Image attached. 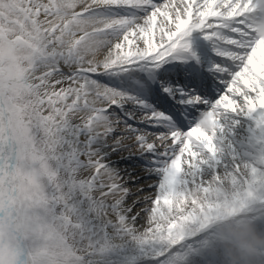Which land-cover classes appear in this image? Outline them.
<instances>
[{"label": "snow or ice", "instance_id": "snow-or-ice-1", "mask_svg": "<svg viewBox=\"0 0 264 264\" xmlns=\"http://www.w3.org/2000/svg\"><path fill=\"white\" fill-rule=\"evenodd\" d=\"M255 13L0 0V264H214L218 224H264Z\"/></svg>", "mask_w": 264, "mask_h": 264}, {"label": "clouds", "instance_id": "clouds-1", "mask_svg": "<svg viewBox=\"0 0 264 264\" xmlns=\"http://www.w3.org/2000/svg\"><path fill=\"white\" fill-rule=\"evenodd\" d=\"M252 26L264 37V0H254ZM218 264H264V230L247 216L227 219L216 227Z\"/></svg>", "mask_w": 264, "mask_h": 264}, {"label": "rangeland", "instance_id": "rangeland-1", "mask_svg": "<svg viewBox=\"0 0 264 264\" xmlns=\"http://www.w3.org/2000/svg\"><path fill=\"white\" fill-rule=\"evenodd\" d=\"M118 155H122V154H118ZM111 159L116 160L117 159V155H113L111 157ZM141 163L142 162L139 161V160H134L132 162V167L135 169L133 171V176L134 177L135 176H138L139 177V180L137 181V186H143L144 187V193L143 194H147L149 192H154V189L148 188L147 187V184L150 183L151 181L155 180L156 178L154 176L153 177L145 176L144 173L140 169V164ZM118 166L121 167V168L125 167V162L121 161ZM125 178L126 179H129L127 176H125ZM133 190H135V189H133ZM138 205H140V204H138ZM255 225H256L257 229L264 230V224H260V223L257 222ZM216 238H217V232H216ZM213 257L218 258V255H217V245H216V243L213 244ZM214 264H218V263L215 262Z\"/></svg>", "mask_w": 264, "mask_h": 264}, {"label": "bare ground", "instance_id": "bare-ground-1", "mask_svg": "<svg viewBox=\"0 0 264 264\" xmlns=\"http://www.w3.org/2000/svg\"><path fill=\"white\" fill-rule=\"evenodd\" d=\"M154 191H155V190H154ZM129 203H131V198H129ZM145 206H147V207H151L150 204H148V205L140 204V205H137V207H136V209H135L134 211H139V209H141V208H143V207H145ZM251 220H252V219H251ZM252 222H253L254 224L257 223V222H254L253 220H252ZM143 224H145V220L142 218V219H140V220L138 221V226H139V225H143ZM215 231H216V230H215ZM216 241H217V238L215 239L214 243H216ZM213 261H214V263H215V262L218 263V258L213 257Z\"/></svg>", "mask_w": 264, "mask_h": 264}]
</instances>
